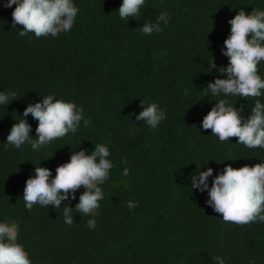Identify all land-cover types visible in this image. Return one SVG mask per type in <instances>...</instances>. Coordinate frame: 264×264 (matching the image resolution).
Returning <instances> with one entry per match:
<instances>
[{"label": "trees", "instance_id": "1", "mask_svg": "<svg viewBox=\"0 0 264 264\" xmlns=\"http://www.w3.org/2000/svg\"><path fill=\"white\" fill-rule=\"evenodd\" d=\"M6 2L0 0V92H15L17 100L0 105V223L19 222L17 242L32 264H218L216 257L225 264H264V222H225L206 203L208 192L191 185L208 167L214 177L229 164L264 163V148L249 149L235 137L221 142L202 128L221 98L245 118L256 99L264 103V94L216 97L206 88L227 78L218 68L229 62L221 51L228 21L241 9L264 10V0H145L136 20L120 19L122 0H73L79 9L73 28L40 38L19 35L22 26L12 27L15 5L6 8ZM162 12L170 14L167 24L160 22L163 31L143 35V24L156 23ZM212 58L217 68L208 72ZM258 69L264 79V61ZM52 94L83 108L89 126L82 120L76 133L38 150L7 145L25 108ZM141 101L164 110L158 127L136 121ZM25 119L35 139L38 121ZM97 144L109 148L113 163L99 185L98 215L74 210L73 224L65 223L63 207L74 209L83 187L60 208H25L23 190L35 167L54 177L73 152L90 154ZM129 200L138 205L130 210ZM89 219L96 220L94 229Z\"/></svg>", "mask_w": 264, "mask_h": 264}, {"label": "clouds", "instance_id": "2", "mask_svg": "<svg viewBox=\"0 0 264 264\" xmlns=\"http://www.w3.org/2000/svg\"><path fill=\"white\" fill-rule=\"evenodd\" d=\"M13 5L12 27L22 26L21 37L29 32L34 33L36 38L58 37L60 33H67L73 28L79 11L73 0H7L4 7L11 8ZM144 5L145 0H122L118 9L120 19H139ZM169 19L170 14L162 12L156 23H144L141 33L151 35L161 32L160 22L167 24ZM228 23L231 25L230 34L221 51L229 62L227 67L218 68L220 73L227 74V78H216L206 88L216 97L259 98L264 94V79L258 74V65L264 61V10L253 9L249 14L241 9ZM209 65L208 72L217 68L214 58ZM205 96H208L207 93ZM10 100H17L15 92H0V105H9ZM143 103L141 101L142 107ZM241 111L228 99L221 98L204 116L202 128L210 129L211 134L221 142L235 137L238 138L236 143L249 149L264 148V103L256 99L247 118L241 116ZM29 115L38 121L35 139L30 135L32 126L25 119ZM22 117L12 125L6 138V144L17 149L30 144L33 150H38L69 133H76L82 120L85 127L91 123L90 118L84 119L83 108H78L74 102L55 99V94L29 104ZM164 119V110L155 102L143 107V111L136 116L137 122L144 121L151 128L158 127ZM86 153L83 148L73 152L68 162L55 169L54 177L50 169L35 167L34 175L26 180L23 190L25 208L31 211L36 204L60 208L63 201L76 199L77 191L83 187L84 192L75 208L63 207L65 223L69 226L73 224L71 213L74 210L84 215H98L99 201L104 199L99 185L108 180L113 163L108 159L109 148L104 144H97L94 151ZM129 171L125 168L123 175L128 176ZM209 177H213L211 167L192 176V189L207 191L210 198L206 203L222 215L225 222L241 226L264 222V163L240 168L226 165L220 174L213 177L210 188ZM137 205L135 201L127 202L130 210ZM87 226L94 229L96 220L89 219ZM19 231L18 221L0 223V264H32L28 252L17 242ZM216 260L218 264H225L222 257H216Z\"/></svg>", "mask_w": 264, "mask_h": 264}]
</instances>
